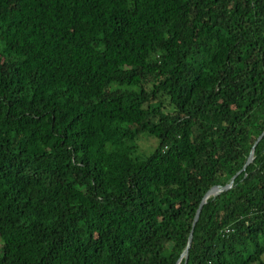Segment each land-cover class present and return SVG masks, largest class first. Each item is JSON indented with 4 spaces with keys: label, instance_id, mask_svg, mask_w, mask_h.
I'll use <instances>...</instances> for the list:
<instances>
[{
    "label": "trees",
    "instance_id": "trees-1",
    "mask_svg": "<svg viewBox=\"0 0 264 264\" xmlns=\"http://www.w3.org/2000/svg\"><path fill=\"white\" fill-rule=\"evenodd\" d=\"M263 130L264 0H0V264H264Z\"/></svg>",
    "mask_w": 264,
    "mask_h": 264
},
{
    "label": "water",
    "instance_id": "water-1",
    "mask_svg": "<svg viewBox=\"0 0 264 264\" xmlns=\"http://www.w3.org/2000/svg\"><path fill=\"white\" fill-rule=\"evenodd\" d=\"M263 135H264V130H263V131H262V132L256 137L255 141L253 142V144H252V146H251V148H250V151H249V153H248V155H247V158H246V160H245L243 166L241 167V170H243V169L246 167V165H247L248 163H250V161L252 160V153H253L254 146L256 145L257 141H258ZM233 179H234V176H232V177L230 178V180L228 181L227 184H225V185H223V186H221V187L216 186V185H215V186H212L211 188H209V189L204 193V195L202 196V198H201V200H200V203H199V205H198V207H197V209H196V211H195V214H194V217H193V221H192V226H193V224H194V222H195V220H196V218H197V215H198V213H199L200 207H201L202 203L204 202V200H205L208 196H210V195H214V194L218 193V192L221 191V190H224V189L229 188L230 185H231L232 182H233ZM191 232H192V230L189 231V234H188V236H187V243H186V246H185L183 252L180 254V257H181L182 255H184L183 264H185V259H186V254H187V248H188L189 243H190V240H191ZM180 257L177 259V261H176L175 264L178 263Z\"/></svg>",
    "mask_w": 264,
    "mask_h": 264
},
{
    "label": "rangeland",
    "instance_id": "rangeland-1",
    "mask_svg": "<svg viewBox=\"0 0 264 264\" xmlns=\"http://www.w3.org/2000/svg\"><path fill=\"white\" fill-rule=\"evenodd\" d=\"M154 144L155 141L152 138H148V137H141L138 141V145L140 149L143 150L144 152H147L149 149H151Z\"/></svg>",
    "mask_w": 264,
    "mask_h": 264
}]
</instances>
